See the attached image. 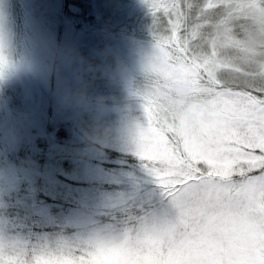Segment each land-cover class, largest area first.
Listing matches in <instances>:
<instances>
[{"label":"rangeland","instance_id":"1","mask_svg":"<svg viewBox=\"0 0 264 264\" xmlns=\"http://www.w3.org/2000/svg\"><path fill=\"white\" fill-rule=\"evenodd\" d=\"M228 3L0 0L9 61L0 68V247L44 264H71L94 248L96 264H159L151 251L101 242L175 217L137 143L145 103L165 112L152 70L161 54L189 75L205 65ZM254 90L264 76L243 67L196 89L186 116L207 97Z\"/></svg>","mask_w":264,"mask_h":264},{"label":"snow or ice","instance_id":"2","mask_svg":"<svg viewBox=\"0 0 264 264\" xmlns=\"http://www.w3.org/2000/svg\"><path fill=\"white\" fill-rule=\"evenodd\" d=\"M145 113L139 154L176 215L101 244L151 251L159 264H264V90L207 97L189 116L156 113L151 101ZM94 254L70 255L71 264ZM0 264L12 261L0 254Z\"/></svg>","mask_w":264,"mask_h":264},{"label":"clouds","instance_id":"3","mask_svg":"<svg viewBox=\"0 0 264 264\" xmlns=\"http://www.w3.org/2000/svg\"><path fill=\"white\" fill-rule=\"evenodd\" d=\"M210 41L215 49L205 65L192 74L178 70L172 56L161 54L153 67V78L160 85L159 102L169 116L180 117L190 113L198 97L195 90L221 83L243 67H254L264 76V0H229L225 14L214 26ZM6 39L0 41V68L7 69ZM0 254L11 259L12 264H44L41 255L29 257L24 253L8 252L0 248ZM96 254L90 255L86 264H96Z\"/></svg>","mask_w":264,"mask_h":264}]
</instances>
